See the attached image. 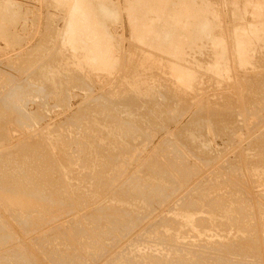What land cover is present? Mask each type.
<instances>
[{"label":"rangeland","instance_id":"1","mask_svg":"<svg viewBox=\"0 0 264 264\" xmlns=\"http://www.w3.org/2000/svg\"><path fill=\"white\" fill-rule=\"evenodd\" d=\"M187 1L88 0L100 8L99 26L88 10V27L73 29L71 0H0V264H264V0H255L257 8L254 0ZM144 23L156 27L152 35ZM237 30L249 38L245 57L237 53ZM97 35L110 46L102 62L88 52ZM234 229L243 233L233 243Z\"/></svg>","mask_w":264,"mask_h":264},{"label":"bare ground","instance_id":"2","mask_svg":"<svg viewBox=\"0 0 264 264\" xmlns=\"http://www.w3.org/2000/svg\"><path fill=\"white\" fill-rule=\"evenodd\" d=\"M86 1H87V3H86ZM146 1H147V0H146ZM151 1H152V0H151ZM188 1H189V0H188ZM188 1H187V2H188ZM192 1H193V0H192ZM244 1H245V0H244ZM247 1H248V0H247ZM256 1H257V0H256ZM89 2H90V1H89ZM93 2H94V1H93ZM156 2H157V1H156ZM156 2H155V4H156ZM196 2H197V1H196ZM202 2H203V1H202ZM236 2H237V1H236ZM249 2L251 3V6H252V5H253V1L251 0V1H249ZM254 2H255V0H254ZM90 3H92V2H90ZM141 3H142V0H141ZM159 3H160V0H159ZM185 3H186V2H185ZM188 3H189V2H188ZM194 3H195V2H194ZM230 3H231V2H230ZM232 3H233V2H232ZM237 3H238V2H237ZM255 3H256V4L253 5L254 7H255L257 4H260L259 1H258V2H255ZM87 4H89V3H88V0H71V6H70V11H69L70 14H71V15L69 14V15H70V16H69V20L72 19V17H73V19H72L73 21L70 20V21H71L70 24L73 22V23H72L73 25L71 24L72 26H70L71 28H72L73 26H75L74 23H76V26H78L79 24L83 23L84 25L86 24L85 26H84L83 24H81L83 27H85V28L88 27V25H89L91 22H90V20L87 21V18H88V17L90 18V15H92L93 13H94L93 15H94L95 17H94L93 15H92V17H94L95 19H94V18H91V19H94V20H95V22L93 21L94 24H95V23H98V22H96V21H97V20H100V19H97V20H96L97 17H96L95 14H98V13H99L100 8H98V7H100V4H99V6H97V8L99 9L98 12H96V10H94V9H91V7L89 6L90 4H89L88 6H87ZM186 4H187V3H186ZM189 4H190V3H189ZM242 4H243V3H242ZM263 4H264V3L261 2V4L258 5V6L262 7V6H264ZM140 5H141V4H140ZM162 5H163V4H161V6H162ZM187 5H188V4H187ZM191 5H192V4H191ZM202 5H203V4H201V6H202ZM232 5H233V4H232ZM92 6H93V5H92ZM105 6H106V5H105ZM105 6L103 7V5H102V6H101V7H103L102 9L105 10ZM143 6H144V5H143ZM159 6H160V5H159ZM196 6H197V5H196ZM198 6H200V5H198ZM83 7H84V9H83ZM85 7H86L87 9H86ZM88 7H89L90 9H88ZM95 7H96V6H95ZM139 7H142V6H139ZM144 7H145V6H144ZM144 7H143V8H144ZM146 7H147V6H146ZM248 7H249V6H248ZM260 7H259V8H260ZM93 8H94V7H93ZM106 8H107V7H106ZM143 8H142V9H143ZM161 8H162V7H161ZM182 8H183V7H182ZM182 8H181V9H182ZM190 8H191V7H190ZM190 8H189V9H190ZM194 8H195V7H194ZM244 8H245V7H244ZM252 8H253V7H252ZM255 8H257V7H255ZM255 8H253V9H255ZM259 8H258V9H259ZM129 9H130V8H129ZM138 9H139V8H138ZM138 9H137V10H138ZM142 9H141V10H142ZM158 9H159V7H158ZM195 9H196V8H195ZM203 9H204V8H203ZM258 9H257V10H258ZM84 10H86V11H84ZM88 10H91V11L94 10L95 12L92 11L93 13L90 14L91 12L89 11V12H90V13H89ZM139 10H140V9H139ZM187 10H188V8H187ZM192 10H193V9H192ZM257 10H254V12H256ZM101 11H102V10H101ZM101 11H100V12H101ZM135 11H136V10H135ZM142 11H143V10H142ZM146 11H147V9H146ZM161 11H162V10H161ZM181 11H182V10H181ZM181 11H180V12H181ZM249 11H250V10H249ZM258 11H260V10H258ZM258 11H257V12H258ZM87 12H88L90 15H88ZM180 12H179V13H180ZM182 12H186V11H182ZM197 12H198V8H197ZM101 13H102V12H101ZM191 13H192V11H191ZM191 13H189V14H191ZM208 13H209V12H208ZM99 14H100V13H99ZM129 14H131V13H129ZM134 14H135V13H134ZM164 14H165V13H164ZM195 14H196V13H195ZM201 14H203V13H201ZM209 14H210V13H209ZM87 15H88V17H87ZM183 15H185V14H183ZM191 15H192V14H191ZM98 16H99V15H98ZM163 16H164V15H163ZM187 16H188V15H187ZM192 16H193V15H192ZM197 16H198V15H197ZM204 16H205V15H204ZM204 16H203V17H204ZM207 16H209V15H207ZM70 17H71V18H70ZM74 17H75V18H74ZM100 17H101V14H100ZM132 17H133V16H132ZM137 17H138V16H137ZM157 17H158V16H157ZM167 17H168V16H167ZM194 17H195V16H194ZM133 18H134V17H133ZM198 18H199V17H198ZM74 19H75V22H74ZM130 19H131V18H130ZM137 19H138V18H137ZM140 19H141V18H140ZM165 19H166V18H165ZM167 19H168V18H167ZM174 19H175V18H174ZM179 19H180V17H179ZM135 20H136V19H135ZM176 20H177V19H176ZM199 20H200V19H199ZM91 21H92V20H91ZM140 21H141V20H140ZM203 21H204V20H203ZM206 21H207V20H206ZM213 21H214V20H213ZM77 22L79 23L78 25H77ZM133 22H134V20H133ZM150 22H151V21H150ZM181 22H182V21H180V23H181ZM192 22H193V21H192ZM197 22H198V21H197ZM255 22H256V21H255ZM159 23H160V22H159ZM194 23H195V22H194ZM208 23H209V22H208ZM211 23H212V22H211ZM258 23H259V22H258ZM70 24L68 23V25H70ZM87 24H88V25H87ZM92 24H93V23H92ZM98 24H100V23H98ZM134 24H135V23H134ZM144 24H145V23H144ZM147 24H148V23H147ZM151 24H152V23H151ZM151 24H150V25H146V24H145L144 27H143V30H142V31H144V33H145V31H146V32H149V33H150V32H153L154 29H155L156 27L152 26ZM188 24H189V23H188ZM199 24H200V22H199ZM202 24H203V23H202ZM256 24H257V23H256ZM95 25H97V24H95ZM95 25H94V26H95ZM204 25H205V24H204ZM258 25H259V24H258ZM76 26H75V27H76ZM82 26H81V27H82ZM94 26H92V29L95 30L96 27L99 26V25H97L95 28H94ZM181 26H182V25H181ZM183 26H184V25H183ZM243 26H244V25H243ZM70 27H69V29H70ZM75 27H73V29H74ZM78 27H79V26H78ZM198 27H199V26H198ZM200 27H201V25H200ZM235 27H236V26H235ZM245 27H246V26H245ZM85 28H84V29H85ZM186 28H188V27H186ZM84 29L82 28V30H84ZM97 29H98V27H97ZM101 29H102V28H101ZM101 29H100V27H99V30H101ZM138 29H139V28H138ZM193 29H194V28H192L191 33L195 35L196 31H198V30H193ZM241 29H242V28H241ZM246 29H247V28H246ZM248 29H249V30H247V32H250V33L254 34V37H255L256 32H258L256 26L248 25ZM102 30H103V29H102ZM66 31H67V30H66ZM77 31H78V30H77ZM176 31H177V30H176ZM178 31H179V30H178ZM189 31H190V30H189ZM207 31H208V30H207ZM237 31H238V33H241V32H239V30H237ZM242 31H243V29H242ZM263 31H264V30H263ZM94 32H96V31H94ZM101 32H102V31H101ZM171 32H172V31H171ZM180 32H181V31H180ZM232 32H233V30H232ZM97 33L99 34L100 32L97 31ZM97 33H96V34H97ZM104 33H105V32H104ZM139 33H140V32H139ZM155 33H157V32H155ZM172 33H173V32H172ZM199 33H200V32H199ZM238 33L236 32V34H237V35H236V36H237V53L240 54L241 57H245V56H246L245 53L248 52V51H246V50H247L246 48H247V44H248V41H249L248 39H249V38H247V37L245 36V35H246L245 32H244L245 35H244L243 33H241V34H243L246 38H245L244 36H239ZM259 33H260V32H259ZM100 34H101V33H100ZM150 34H151V33H150ZM232 34H233V33H232ZM71 35H72V34H71ZM140 35H141V33H140L138 36H140ZM151 35H152V34H151ZM189 35H190V34L188 33V36H189ZM197 35H198V34H197ZM256 35H257V34H256ZM262 35H263V33H262ZM88 36H90V35H88ZM88 36H87V37H88ZM95 36H96V35H95ZM95 36H94V38H96ZM97 36H98V35H97ZM103 36H105V35L103 34ZM138 36H137V37H138ZM148 36H149V35H148ZM175 36H176V34H175ZM192 36H193V35H192ZM192 36H190V37H192ZM199 36H200V35H199ZM199 36H198V37H199ZM251 36H252V35H251ZM257 36H258V35H257ZM260 36H261V33H260ZM260 36H259V37H260ZM263 36H264V35H263ZM99 37H101V35L98 36V39H99V40L93 38L94 43L92 42V41H93L92 39H91V41H90V39H88L90 43H91V42L93 43V46H92V47L90 46V47L88 48V49L90 50V51H88V52H90V55L92 54V55L90 56V58L96 59V58H94V57H98V58L101 60V62H102V61H103L102 57H105V56H106V53H107V51H109L108 49H110V46H109V48H108V47H105V46H107L108 44H107V45H104V43H106V42H104V43L102 42V43H101ZM140 37H141V36H140ZM154 37H155V36H154ZM158 37H159V36H158ZM165 37H166V35H165ZM261 37H262V36H261ZM142 38H145V37H142ZM159 38H160V37H159ZM196 38H197V37H196ZM203 38H204V37H203ZM138 39H139V41L141 40L140 38H138ZM153 39H154V38H153ZM235 39H236V38H235ZM251 39H252V38H251ZM259 39H260V38H258V40H259ZM261 39H262V38H261ZM80 40H81V39H80ZM88 40H87V41H88ZM95 40H96V41H95ZM97 40H98V41H97ZM101 40H102V38H101ZM173 40H174V39H173ZM177 40H178V39H177ZM177 40L175 39V41H177ZM201 40H202V39H201ZM99 41H100V42H99ZM102 41H104V40H102ZM159 41H160V40H159ZM164 41H165V40H164ZM166 41H167V40H166ZM191 41H192V40H191ZM194 41H195V40H194ZM211 41H213V40H211ZM250 41H253V40H250ZM256 41H257V40H256ZM142 42H144V41H142ZM178 42H179V41H178ZM182 42H183V41H182ZM189 42H190V41H189ZM215 42H216V41H215ZM168 43H169V42H168ZM175 43H176V42H175ZM193 43H194V42H193ZM222 43H223V42H222ZM244 43H245V45H244L245 47L243 46ZM250 43H251V42H250ZM254 43H255V42H254ZM161 44H162V43H161ZM173 44H174V42H173ZM211 44H212V43H211ZM251 44H253V43H251ZM255 44H256V43H255ZM88 45H89V44H88ZM166 45H168V44L166 43ZM170 45H171V44H170ZM170 45H169V46H170ZM185 45H188V44H185ZM248 45H249V44H248ZM160 46H162V45H160ZM178 46H179V45H178ZM188 46H189V45H188ZM254 46H256V45H254ZM260 46H262V45L260 44ZM156 47H158V46L156 45ZM174 47H175V46H174ZM249 47H250V46H249ZM107 48H108V49H107ZM158 48H159V47H158ZM160 48H161V47H160ZM166 48H167V47H166ZM171 48H172V47H171ZM180 48H182V47L180 46ZM210 48H211V47H210ZM258 48H259V47H258ZM262 48H263V47H262ZM262 48H261V49H262ZM164 49H165V48H164ZM249 49H250V48H249ZM84 50L87 52V48H84ZM184 50H185V49H184ZM253 50H254V49H253ZM163 51H165V50H163ZM210 51H211V50H210ZM212 51H213V50H212ZM186 52H187V51H186ZM254 52H255V51H254ZM237 53H236V54H237ZM86 54H88V53H86ZM180 54H181V53H180ZM247 54H248V53H247ZM252 55H253V54H252ZM252 55H251V57H252ZM257 55H258V54H257ZM259 55H260V54H259ZM259 55H258V56H259ZM213 56H214V55H213ZM237 56H238V55H237ZM248 56H249V55H248ZM262 56H263V55H262ZM87 57H88V55H87ZM107 57H108V56H107ZM109 57H110V56H109ZM195 58H196V57H195ZM219 58H220V57H219ZM249 58H250V57H249ZM254 58H256V56H254ZM193 59H194V58H193ZM209 59H210V58H209ZM236 59H237V58H236ZM239 59H240V58H239ZM259 59H260V58H259ZM100 60L98 61L99 63H100ZM104 60H105V58H104ZM161 60H162V59H161ZM216 60H217V59H216ZM246 60H247V59H246ZM248 60H250V59H248ZM251 60H253V59H251ZM162 61H163V60H162ZM162 61H161V62H162ZM190 61H191V60H190ZM192 61H193V60H192ZM254 61H255V60H254ZM257 61H258V60H257ZM166 62H167V61H166ZM188 62H189V61H188ZM219 62H220V61H219ZM248 62H249V61H248ZM255 62H256V61H255ZM258 62H259V61H258ZM163 63H164V62H163ZM243 63H244V61H243ZM260 63H262V62H260ZM251 64H253V63H251ZM176 65H178V64L176 63ZM202 65H203V64H202ZM206 65H207V64H206ZM209 65H210V64H209ZM259 65H260V64H259ZM45 66H46V65H45ZM163 66H166V65H163ZM180 66H181V65H180ZM184 66H185V65H184ZM213 66H214V65H213ZM185 67H186V66H185ZM216 67H217V66H216ZM47 68H48V67H47ZM173 68H174V67H173ZM176 68H177V67H176ZM183 68H184V67H182V70H184ZM165 70H166V69H165ZM177 70H178V68H177ZM186 70H188V68H187ZM190 70H191V68H190ZM195 70H196V69H195ZM198 70H200V69H198ZM177 72H178V71H177ZM179 72H180V71H179ZM188 72H189V71H188ZM182 73H185V71H184V72H181V74H182ZM168 74H169V73H168ZM177 75H178V74H177ZM189 75H191V74H189ZM197 75H198V74H197ZM204 75H205V73H204ZM169 76H170V75H169ZM201 76H202V75H201ZM187 77H188V76H187ZM62 78H63V77H62ZM168 78H170V77H168ZM172 78H173V77H172ZM67 79H68V78H67ZM70 79H71V78H70ZM77 79H78V78H77ZM182 79H183V78H182ZM182 79H181V80H182ZM184 79H185V78H184ZM188 79H189V78H188ZM260 79H262V77H261ZM57 80H58V79H57ZM168 80H169V79H168ZM178 80H179V79H178ZM181 80H179V81H181ZM245 80H247V79L245 78ZM182 81H183V80H182ZM187 81H188V80H187ZM263 81H264V79H263ZM263 81H262V82H263ZM172 82H173V80H172ZM172 82H171V83H172ZM176 82H178V81H176ZM190 82H191V81H190ZM262 82H259V83H262ZM64 83H65V82H64ZM70 83H71V82H70ZM257 83H258V82H257ZM47 84H48V83H47ZM52 84H53V83H52ZM54 84H55V83H54ZM68 84H69V83H68ZM168 84H169V83H168ZM182 84H183V83H182ZM185 84H186V83H185ZM255 84H256V83H255ZM188 85H189V84H188ZM263 85H264V84H263ZM46 86H48V85H46ZM179 86H180V85H179ZM190 86H191V85H190ZM261 86H262V85H261ZM48 87H49V86H48ZM57 87H58V86H57ZM259 87H260V85H259ZM44 88H45V87H44ZM64 88H66V87H64ZM183 88H184V87H183ZM255 88H256V87H255ZM48 89H49V88H48ZM191 89H192V88H191ZM257 89H258V87H257ZM50 90L52 91V89H50ZM189 90H190V89H189ZM253 90H254V87H253ZM258 90H259V89H258ZM260 90H262V88H261ZM41 91H42V90H41ZM46 91H47V90H46ZM61 91H63V90H61ZM180 91L185 92L184 90H180ZM53 92L55 93L56 91H53ZM256 92H257V91H256ZM172 93H173V92H172ZM185 93H186V92H185ZM187 93H188V92H187ZM189 93H190V92H189ZM257 93H258V92H257ZM205 94H206V93H205ZM261 94H262V93H261ZM256 95H257V94H256ZM252 96H253V95H252ZM24 97H25V96H24ZM213 97H214V96H213ZM255 97H256V96H255ZM258 97H259V96H258ZM60 98H61V97H60ZM250 98H251V97H249V99H250ZM249 99H247V100H249ZM251 99H252V98H251ZM60 100H61V99H60ZM62 100H63V99H62ZM191 100H192V99H191ZM197 102H198V101H197ZM212 103H213V102H212ZM227 103H228V102H227ZM227 103H226V104H227ZM167 104H168V103H167ZM214 104H215V103H214ZM218 104H219V103H218ZM218 104H217V105H218ZM157 105H158V104H157ZM168 105H169V104H168ZM195 105H196V104H195ZM39 106H40V105H39ZM95 106H96V105H95ZM185 106H186V105H185ZM212 106H214V105H212ZM228 107H229V106H228ZM97 108H98V107H97ZM213 108H214V107H213ZM220 108H221V107H220ZM163 109H164V108H163ZM160 110H161V109H160ZM210 110H212V109H210ZM210 110H209V111H210ZM215 110H216V109H215ZM220 110H221V109H220ZM220 110H219V113H220ZM223 110H224V108H223ZM226 110H227V109H226ZM229 110H230V109H229ZM105 111H106V110H105ZM108 111H109V110H108ZM161 111H162V110H161ZM165 111H166V110H165ZM216 111H217V110H216ZM221 111H222V110H221ZM224 111H225V110H224ZM130 112H131V111H130ZM37 113H38V112H37ZM120 113H121V111H120ZM150 113H151V112H150ZM158 113H159V112H158ZM163 113H164V112H163ZM198 113H199V112H198ZM231 113H232V112H231ZM132 114H133V113H132ZM141 114H142V113H141ZM210 114H211V112H210ZM215 114H216V112H215ZM227 114H228V113H227ZM229 114H230V113H229ZM229 114H228V115H229ZM35 115H36V113H35ZM156 115H157V114H156ZM213 115H214V114H213ZM216 115H217V114H216ZM216 115H215V116H216ZM218 115H219V114H218ZM220 115H221V114H220ZM85 116H86V115H85ZM131 116H132V115H131ZM146 116H148V115H146ZM157 116H158V115H157ZM159 116H160V115H159ZM165 116H166V115H165ZM165 116H164V118L168 117V116H166V117H165ZM209 116H210V115H209ZM224 116H225V115H224ZM231 116H232V114H231ZM132 117H133V116H132ZM153 117H154V116H153ZM210 117H211V116H210ZM219 117H220V116H219ZM31 118H32V117H31ZM93 118H94V117H93ZM115 118H116V117H115ZM120 118H121V117H120ZM142 118H143V117H142ZM146 118H147V117H146ZM203 118H204V117H203ZM211 118H213V117H211ZM223 118H224V117H223ZM230 118H232V117H230ZM79 119H80V118H79ZM94 119H95V118H94ZM168 119H169V118H167L166 120H168ZM195 119H196V118H195ZM152 120H153V119H152ZM157 120H158V119H157ZM157 120H156V121H157ZM199 120H200V119H199ZM201 120H202V118H201ZM201 120L199 121V123L201 122ZM206 120H207V119H206ZM209 120H211V119H209ZM213 120H215V119H213ZM222 120H223V119H222ZM229 120H230V119H229ZM229 120H228V122H230ZM232 120H233V119H232ZM83 121H84V120H83ZM113 121H114V120H113ZM147 121H148V120H147ZM207 121H208V120H207ZM224 121H225V120H224ZM226 121H227V118H226ZM157 122H158V121H157ZM165 122H166V121H165ZM210 122H211V121H210ZM210 122H209V123H210ZM212 122H213V121H212ZM215 122H216V121H215ZM215 122H214V124H216ZM218 122H219V121L217 120V123H218ZM220 122H221V121H220ZM84 123H85V122H84ZM192 123H193V122H192ZM196 123H197V122H196ZM199 123H198V124H199ZM204 123H205V122H204ZM207 123H208V122H207ZM225 123H226V122H225ZM225 123H224V124H225ZM232 123H233V122H232ZM93 124H94V123H93ZM110 124H113V123H110ZM110 124H109V125H110ZM114 124H115V123H114ZM159 124H160V123H159ZM202 124H203V123H202ZM221 124H222V123H221ZM90 125H91V124H90ZM123 125H124V124H123ZM140 125H141V124H140ZM203 125H204V124H203ZM218 125H219V124H218ZM238 125H239V124H238ZM115 126H116V125H115ZM138 126H139V125H138ZM193 126H194V125H193ZM199 126H200V125H199ZM219 126H220V125H219ZM222 126H223V125H221V127H222ZM113 127H114V126H113ZM113 127H112V128H113ZM195 127H196V126H195ZM200 127H201V126H200ZM221 127H220V128H221ZM2 128H3V127H2ZM91 128H92V127H91ZM109 128H110V127H109ZM117 128H118V127H117ZM142 128H143V127H142ZM193 128H194V127H193ZM204 128H205V127H204ZM217 128H218V127H217ZM217 128H215V129H217ZM220 128H218V129H220ZM225 128H226V127H225ZM144 129H145V128H144ZM147 129H148V128H147ZM190 129H191V128H190ZM194 129H195V131H196V129H198V128H194ZM209 129H210V128H209ZM89 130H90V129H89ZM118 130H119V129H117V131H118ZM150 130H151V129H150ZM183 130H184V129H183ZM186 130H187V129H186ZM221 130H222V129H221ZM225 130H226V129H225ZM230 130H231V129H230ZM233 130H234V129H233ZM175 131H176V130H175ZM200 131H201V130H200ZM200 131H197V132H200ZM203 131H205V130H203ZM218 131H219V130H218ZM1 132H2V131H1ZM3 132H4V131H3ZM127 132H128V131H127ZM133 132H134V131H133ZM177 132H178V131H177ZM185 132H186V131H185ZM201 132H202V131H201ZM212 132H213V131H212ZM230 132H232V131H230ZM117 133H118V132H117ZM186 133H187V132H186ZM193 133H194V132H193ZM204 133H205V132H204ZM216 133H217V132H216ZM220 133H221V132H220ZM226 133H227V132H226ZM228 133H229V132H228ZM232 133H233V132H232ZM115 134H116V133H115ZM171 134H172V133H171ZM174 134H175V133H174ZM195 134H196V133H194V135H195ZM238 134H239V132H238ZM5 135H6V133H5ZM202 135H203V134H202ZM219 135H220V134H219ZM223 135H224V134H223ZM235 135H236V134H235ZM239 135H240V134H239ZM177 136H178V135H177ZM182 136H183V135H182ZM196 136H197V135H196ZM196 136H195V137H196ZM225 136H227V135H225ZM259 136H260V135H259ZM184 137H185V135H184ZM192 137H193V136H192ZM198 137H199V136H198ZM202 137H203V136H202ZM202 137H201V138H202ZM117 138H118V137H117ZM117 138H116V140L118 141ZM199 138H200V137H199ZM199 138H198V139H199ZM204 138H206V137H204ZM9 139H10V138H9ZM126 139H127V138H126ZM126 139H124V140L126 141ZM163 139H165V138H163ZM182 139H183V138H182ZM185 139H186V138H185ZM187 139H188V137H187ZM229 139H230V138H229ZM88 140H89V139H88ZM101 140H102V139H101ZM189 140H190V139H189ZM192 140H193V139H192ZM204 140H205V139H204ZM255 140H256V139H255ZM260 140H262V138H261ZM263 140H264V139H263ZM187 141H188V140H187ZM247 141H249V140H247ZM252 141H253V140H252ZM82 142H83V141H82ZM87 142H88V141H87ZM165 142H166V141H165ZM182 142H183V141H182ZM188 142H189V141H188ZM230 142H231V141H230ZM254 142H255V141H254ZM126 143H127V142H126ZM185 143H186V142H185ZM194 143H197V142H194ZM120 144H121V143H120ZM182 144H183V143H182ZM187 144H188V143H187ZM187 144H184V145H187ZM253 144H254V143H253ZM259 144H260V143H259ZM117 145H118V144H117ZM196 145H197V144H196ZM198 145H199V144H198ZM52 146H53V145H52ZM89 146H90V145H89ZM89 146H88V147H89ZM122 146H123V144H122ZM189 146H191V145H189ZM193 146H195V145L193 144ZM253 146H254V145H253ZM258 146H260V145H258ZM263 146H264V145H263ZM46 147H47V146H46ZM60 147H61V146H60ZM127 147H128V146H127ZM157 147H158V146H157ZM187 147H188V146H187ZM57 148H58V147H57ZM120 148H121V147H120ZM123 148H124V147H123ZM195 148H196V147H195ZM256 148H257V147H256ZM46 149H48V148H46ZM63 149H64V148H63ZM94 149H95V148H94ZM198 149H199V148H198ZM201 149H202V148H201ZM204 149H205V148H204ZM251 149H252V148H251ZM259 149H260V147H259ZM27 150H29V149H27ZM36 150H37V149H36ZM50 150H51V149H50ZM58 150H59V149H58ZM83 150H84V149H83ZM117 150H118V149H117ZM124 150H125V149H124ZM132 150H133V149H132ZM193 150H194V149H193ZM48 151H49V150H48ZM51 151H52V150H51ZM119 151H120V150H119ZM198 151H199V150H198ZM35 152H36V151H35ZM41 152H42V150H41ZM59 152H60V151H59ZM107 152H108V151H107ZM114 152H115V151H114ZM122 152H123V151H122ZM124 152H125V151H124ZM128 152H129V151H128ZM131 152H132V151H131ZM203 152H204V151H203ZM206 152H207V151H206ZM250 152H252V151H250ZM61 153H62V152H61ZM96 153H97V151H96ZM117 153H118V152H117ZM235 153H236V152H235ZM252 153H253V152H252ZM32 154H33V155H36V154H37L36 156L39 155V153L34 154L33 152H32ZM49 154H51V153H49ZM78 154H79V153H78ZM199 154H200V152H199ZM202 154H203V153H202ZM204 154H205V153H204ZM253 154H254V153H253ZM257 154H258V153H257ZM261 154H262V153H261ZM33 155H30V157H34ZM43 155H44V153H43ZM46 155H47V154H46ZM91 155H92V154H91ZM200 155H201V154H200ZM215 155H216V154H215ZM259 155H260V154H259ZM262 155H263V154H262ZM262 155H261V156H262ZM47 156H48V155H47ZM55 156H56V155H55ZM62 156H63V155H62ZM64 156H65V155H64ZM97 156H98V155H97ZM202 156H203V155H202ZM205 156H206V155H205ZM207 156L210 157L209 155H207ZM207 156H206V157H207ZM252 156H253V155H252ZM257 156H258V155H257ZM48 157H49V156H48ZM215 157H216V156H215ZM258 157H259V156H258ZM11 158H12V157H11ZM35 158H36V157H35ZM60 158H61V156H60ZM71 158H72V157H71ZM100 158H101V157H100ZM105 158H106V157H105ZM107 158H108V157H107ZM259 158H260V157H259ZM24 159H25V158H24ZM29 159H30V158H29ZM95 159H96V158H95ZM203 159H204V158H203ZM227 159H228V158H227ZM227 159H226V160H227ZM247 159H248V158H247ZM251 159H252V158H251ZM260 159H261V158H260ZM262 159H263V158H262ZM16 160L18 161V159H16ZM32 160H33V159H32ZM53 160H54V159H53ZM90 160H91V159H90ZM96 160H97V159H96ZM96 160H95V161H96ZM221 160H222V159H221ZM249 160H250V159H249ZM256 160L259 162V160H258L257 158H256ZM48 161H50V160H48ZM55 161H56V160H55ZM61 161H62V160H61ZM108 161H109V160H108ZM110 161H111V160H110ZM250 161H251V160H250ZM254 161H255V160H254ZM257 161H256V162H257ZM11 162H12V161H11ZM14 162H15V161H14ZM69 162H70V161H69ZM76 162H77V161H76ZM76 162H75V163H76ZM102 162H103V161H102ZM111 162H112V161H111ZM184 162H185V161H184ZM252 162H253V161H252ZM252 162H251V163H252ZM32 163H33V162H32ZM54 163H55V162H54ZM64 163H65V162H64ZM79 163H80V162H79ZM81 163H82V162H81ZM48 164H49V163H48ZM48 164H47V165H48ZM52 164H53V163H52ZM67 164H68V163H67ZM85 164H86V163H85ZM107 164H108V163H107ZM109 164H110V163H109ZM182 164H183V163H182ZM254 164H255V163H254ZM55 165H56V164H55ZM63 165H64V164H63ZM68 165H69V164H68ZM96 165H97V164H96ZM148 165H149V164H148ZM154 165H156V164H154ZM218 165H219V164H218ZM256 165H257V164H256ZM263 165H264V164H263ZM22 166H23V164H22ZM48 166H50V165H48ZM61 166H62V165H61ZM79 166H80V165H79ZM83 166H84V165H83ZM141 166H142V165H141ZM190 166H191V165H190ZM216 166H217V165H216ZM245 166H246V165H245ZM57 167H58V165L56 166V168H57ZM64 167H66V166H64ZM67 167H68V166H67ZM74 167H75V166H74ZM100 167H101V166H100ZM104 167H105V166H104ZM110 167H111V166H110ZM148 167H149V166H148ZM156 167H157V165H156ZM181 167H183V165H182ZM14 168H15V167H14ZM28 168H29V166H28ZM28 168H27V169H28ZM36 168H38V167H36ZM39 168H40V167H39ZM42 168H43V167H42ZM52 168H53V167H52ZM62 168H63V167H62ZM69 168H70V165H69ZM81 168H82V167H81ZM116 168H117V167H116ZM145 168H146V167H145ZM153 168H154V167H153ZM164 168H165V167H164ZM167 168H168V166H167ZM172 168H173V167H172ZM0 169H1V168H0ZM58 169H59V168H58ZM65 169H66V168H65ZM87 169H88V168H87ZM93 169H95V168H93ZM98 169H99V168H98ZM103 169H104V168H103ZM113 169H114V168H113ZM113 169H112V170H113ZM160 169H161V168H160ZM182 169H183V168H182ZM23 170H24V169H23ZM25 170H26V169H25ZM47 170H48V169H47ZM53 170H54V169H53ZM61 170H62V169H61ZM83 170H84V169H83ZM91 170H92V169H91ZM175 170H176V169H175ZM177 170H179V169H177ZM184 170H185V169H184ZM190 170H191V169H190ZM263 170H264V168H263ZM4 171H5V170H4ZM4 171L2 170V172H4ZM30 171H31V170H30ZM38 171H39V170H38ZM43 171H44V170L42 169V171L39 172V173H42ZM69 171H72V169H70ZM78 171H79V170H78ZM99 171H100V170H99ZM101 171H102V170H101ZM115 171H117V170H115ZM150 171H151V170H150ZM158 171H160V170H158ZM180 171H182V170H180ZM180 171H178V172H180ZM192 171H193V170H192ZM197 171H198V170H197ZM260 171H261V170H260ZM14 172H15V171H14ZM31 172H32V171H31ZM51 172H52V171H51ZM51 172H50V173H51ZM65 172H66V171H65ZM67 172H68V169H67ZM80 172H81V171H80ZM142 172H143V171H142ZM163 172H164V169H163ZM166 172H167V171H166ZM171 172H172V171H171ZM207 172H208V171H207ZM27 173H28V172H27ZM34 173H36V172H34ZM50 173H49V175H50ZM105 173H106V172H105ZM112 173H113V172H112ZM161 173H162V172H161ZM168 173H169V172H168ZM190 173H191V172H190ZM194 173H195V171H194ZM194 173H193V174H194ZM252 173H253V172H252ZM261 173H262V172H261ZM263 173H264V172H263ZM263 173H262V174H263ZM0 174H2V173H0ZM10 174H11V173H10ZM14 174H15V173H14ZM31 174H32V173H31ZM37 174H38V173H37ZM94 174H95V173H94ZM110 174H111V173H110ZM121 174H122V173H121ZM141 174H142V173H141ZM157 174H158V173H157ZM164 174H165V173H164ZM169 174H170V173H169ZM182 174H185V175H186V173H183V172H182ZM8 175H9V174H8ZM15 175H16V174H15ZM32 175H33V174H32ZM32 175H31V176H32ZM49 175H48V176H49ZM68 175H69V174H68ZM70 175H71V174H70ZM77 175H78V174H77ZM83 175H84V174H83ZM98 175H99V174H98ZM102 175H104V174H102ZM137 175H138V174H137ZM149 175H150V174H149ZM155 175H156V174H155ZM159 175H160V174H159ZM161 175H163V174H161ZM172 175H174V174H172ZM9 176H11V175H9ZM21 176H22V175H21ZM27 176H28V175H27ZM48 176H47V177H48ZM73 176H74V174H73ZM100 176H101V175H100ZM133 176H134V175H133ZM186 176H187V175H186ZM258 176H259V175H258ZM262 176H263V175H262ZM0 177H1V176H0ZM2 177H3V176H2ZM12 177H13V176H12ZM17 177H18V176H16V178H17ZM23 177H25V176H23ZM33 177H34V176H33ZM37 177H38V176H37ZM42 177H44V175H42ZM60 177H62V176L60 175ZM67 177H68V176H67ZM85 177H86V176H85ZM111 177H112V175H111ZM111 177H110V178H111ZM150 177H151V176H150ZM153 177H155V176H153ZM180 177H181V176H180ZM204 177H205V176H204ZM251 177H252V176H251ZM259 177H260V176H259ZM19 178H20V177H19ZM30 178H31V177H30ZM71 178H72V177H71ZM89 178H90V177H89ZM143 178H144V177H143ZM162 178H163V177H162ZM178 178H179V176H178ZM178 178H177V179H178ZM196 178H197V177H196ZM205 178H206V177H205ZM256 178H257V179H260V178H258V177H256ZM3 179H4V178H3ZM33 179H34V178H33ZM36 179H38V178H36ZM46 179H47V178H46ZM84 179H85V178H84ZM97 179H98V178H97ZM145 179H146V178H145ZM152 179H153V178H152ZM172 179H173V178H172ZM175 179H176V177H175ZM185 179H186V178H185ZM207 179H208V178H207ZM26 180H27V179H26ZM29 180H30V179H29ZM39 180H40V182L42 183V181L45 180V179H44V178L42 179V178L39 177ZM39 180H37V181L39 182ZM67 180H68V179H67ZM77 180H78V179H77ZM77 180H76V181H77ZM87 180H88V179H87ZM111 180H112V179H111ZM168 180H169V179H168ZM182 180H183V179H182ZM188 180H189V179H188ZM194 180H195V179H194ZM6 181H7V180H6ZM13 181H14V180H13ZM13 181H12V182H13ZM15 181L17 182L18 180H15ZM20 181H21V180H20ZM20 181H19V182H20ZM22 181H23V180H22ZM22 181H21V182H22ZM24 181H25V180H24ZM31 181H32V180H31ZM37 181L35 180V182H37ZM126 181H127V180H126ZM152 181H154V180H152ZM162 181H163V179H162ZM261 181H262V178H261ZM19 182H18V183H19ZM25 182H26V181H25ZM27 182H28V181H27ZM35 182L33 183V185L35 184ZM43 182H44V181H43ZM52 182H53V181H52ZM59 182H60V181H59ZM63 182H64V181H63ZM111 182H112V181H111ZM127 182H128V181H127ZM146 182H147V180H146ZM159 182H160V181H159ZM197 182H198V181H197ZM258 182H260V181H258ZM23 183H24V182H23ZM28 183H29V182H28ZM73 183H74V182H73ZM78 183H79V182H78ZM82 183H83V182H82ZM100 183H101V182H100ZM141 183H144V182H141ZM151 183H152V182H151ZM153 183H154V182H153ZM162 183H163V182H162ZM162 183H161V184H162ZM164 183H165V182H164ZM166 183H167V182H166ZM166 183H165V184H166ZM179 183H181V182H179ZM8 184H9V183H8ZM12 184H13V183H12ZM12 184H11V185H12ZM21 184H22V183H21ZM37 184L39 185L40 183H37ZM45 184H46V183H45ZM45 184H43V185H45ZM53 184H54V183H53ZM69 184H70V183H69ZM69 184H66V185H69ZM98 184H99V183H98ZM110 184H111V183H110ZM177 184H178V183H177ZM191 184H192V183H191ZM194 184H196V182H195ZM208 184H209V183H208ZM256 184H257V183H256ZM0 185H1V184H0ZM25 185H27V184H25ZM28 185H29V186H28ZM28 185H27V187L30 188V186L32 185V183H31V185H30V183H29ZM40 185H41V184H40ZM40 185H39V186H40ZM56 185H57V184H56ZM95 185H96V184H95ZM154 185H155V183H154ZM156 185H157V184H156ZM213 185H214V184H213ZM5 186H6V185H5ZM7 186H8V185H7ZM21 186H22V185H21ZM23 186H24V184H23ZM34 186H35V185H34ZM34 186H31V188L34 187ZM36 186H37V185H36ZM46 186H47V184H46ZM84 186H85V185H82L83 188H81V186H80L79 188H81V189L84 190ZM141 186H142V185H141ZM148 186H149V185H148ZM164 186H165V185H164ZM217 186H218V185H217ZM10 187H11V186H10ZM18 187H19V184H18ZM25 187H26V186H25ZM40 187H41V186H40ZM59 187H60V185H59ZM122 187H123V186H122ZM143 187H144V186H143ZM158 187H159V186H158ZM0 188H1V187H0ZM5 188H6V187H5ZM13 188H14V187H13ZM13 188L11 189L12 191H13ZM20 188H21V187H20ZM31 188H30V189H31ZM34 188H35V187H34ZM41 188H42V187H41ZM45 188H46V187H45ZM88 188H89V187H88ZM99 188H100V187H99ZM103 188H104V187H103ZM105 188H106V187H105ZM107 188H108V187H107ZM128 188H129V187H128ZM160 188H162V187H160ZM169 188H170V186H169ZM173 188H174V187H173ZM178 188H179V187H178ZM189 188H190V187H189ZM200 188H201V187H200ZM217 188H218V187H217ZM21 189H22V188H21ZM24 189H25V188H24ZM27 189H28V188H27ZM30 189H28V190H30ZM46 189H47V188H46ZM51 189H52V188H51ZM55 189H56V188H55ZM86 189H87V188H86ZM100 189H102V188H100ZM123 189H125V188H123ZM184 189H185V188H184ZM0 190H1V189H0ZM11 190H9V193H10ZM16 190H17V189H16ZM28 190H27V191H28ZM68 190H69V189H68ZM91 190H92V189H91ZM95 190H96V189H95ZM129 190H130V189H129ZM134 190H135V189H134ZM136 190H137V189H136ZM160 190H161V189H160ZM201 190H202V189H201ZM218 190H219V189H218ZM2 191H4V189H3ZM12 191H11V193H14V192H12ZM20 191H21V190H20ZM25 191H26V190H25ZM41 191H42V190H41ZM48 191H49V189H48ZM51 191L53 192V190H51ZM56 191H57V190H56ZM124 191H127V189L124 190ZM138 191H139V190H138ZM161 191H162V190H161ZM198 191H199V190H198ZM216 191H217V190H216ZM4 192H5V191H4ZM6 192H7V191H6ZM15 192H16V191H15ZM18 192H19V190H18ZM32 192H33V191H32ZM32 192H31V193H32ZM59 192H61V191H59ZM91 192H92V191H91ZM91 192H90V193H91ZM95 192H97V191H95ZM116 192H117V191H116ZM121 192H122V191H121ZM141 192H142V193H141ZM145 192H146V191H145ZM147 192H148V191H147ZM156 192H157V191H156ZM189 192H190V191H189ZM19 193H21V192H19ZM26 193H27V192H26ZM34 193H35V192H34ZM48 193H49V192H48ZM48 193H47V194H48ZM55 193H56V192H54V194H55ZM114 193H115V192H114ZM129 193H130V192H129ZM140 193H141V195H142V194H143V190H141ZM160 193H161V192H160ZM160 193H159V194H160ZM195 193H196V192H195ZM202 193H203V192H202ZM205 193H207V192H205ZM212 193H213V192H212ZM216 193H217V192H216ZM7 194H8V193H7ZM21 194H22V193H21ZM38 194H40V193H38ZM41 194H42V193H41ZM43 194H44V193H43ZM56 194H57V193H56ZM61 194H62V193H61ZM70 194H71V193H70ZM74 194L76 195L75 192H74ZM80 194H81V193H80ZM115 194H116V193H115ZM117 194H118V192H117ZM127 194H128V193H127ZM131 194H132V193H131ZM146 194H147V193H146ZM149 194H150V193H149ZM196 194H198V193H196ZM219 194H220V193H219ZM2 195H3V194H2ZM4 195H6V194L4 193ZM10 195H11V194H10ZM12 195H14V194H12ZM18 195H20V194H18ZM18 195H17V196H18ZM24 195H26V194H23V196H24ZM27 195H29V192H28ZM33 195H34V194H33ZM44 195H46V194H44ZM138 195H139V193H138ZM168 195H169V194H168ZM222 195H223V194H222ZM225 195H226V194H225ZM30 196H32V195H30ZM34 196L37 197V196H42V195H36V194H35ZM46 196H48V195H46ZM52 196H53V193H52ZM56 196H58V195H56ZM56 196H55V197H56ZM61 196H62V195H61ZM112 196H113V195H112ZM112 196H111V197H112ZM123 196H124V195H123ZM144 196H146V195H144ZM147 196H149V195H147ZM160 196H161V195H160ZM1 197H2V196H1ZM4 197L6 198L7 196H4ZM4 197H3V198H4ZM36 197L33 198V199L37 200ZM49 197H50V196H49ZM58 197H59V196H58ZM69 197H70V196H69ZM98 197H99V196H98ZM120 197H122V196H120ZM136 197H137V196H136ZM165 197H166V196H165ZM177 197H178V196H177ZM201 197H202V196H201ZM15 198H16V196H15ZM24 198H25V197H24ZM28 198H29V197H28ZM59 198H60V197H59ZM66 198H67V197H66ZM108 198L110 199V197H108ZM117 198H118V196H117ZM137 198H138V197H137ZM137 198H135V199H137ZM142 198H143V197H142ZM147 198H148V197H147ZM147 198H145V199H147ZM168 198H169V197H168ZM223 198H224V197H223ZM229 198H230V197H229ZM19 199H20V198H19ZM26 199H27V198H26ZM31 199H32V197H31ZM61 199H63V197L60 198L59 201H62ZM115 199H116V198H115ZM118 199H119V198H118ZM122 199H123V198H122ZM127 199H128V197H127ZM130 199H132V197H131ZM133 199H134V198H133ZM138 199H140V198H138ZM176 199H177V198H176ZM182 199H183V198H182ZM16 200H18V199H16ZM40 200H42V199H39V201H40ZM44 200H45V199H43V201H44ZM49 200H50V199H49ZM53 200H54V199H53ZM110 200H111V199H110ZM110 200H109V201H110ZM112 200H113V198H112ZM119 200H120V199H119ZM147 200H148V199H147ZM25 201H27V200H25ZM71 201H72V200H71ZM106 201H108V200H106ZM113 201L115 202V200H113ZM127 201H128V200H127ZM127 201H126V202H127ZM138 201H139V200H138ZM156 201H157V200H156ZM165 201H166V200H165ZM173 201H174V200H173ZM217 201H220V200H217ZM5 202H6V201H5ZM33 202H34V201H33ZM40 202H41V201H40ZM51 202H52V201H51ZM51 202H50V204H51ZM63 202H64V201H63ZM74 202H76V201H74ZM110 202H111V201H110ZM114 202H113V203H114ZM126 202L124 201V203H126ZM136 202H137V201H136ZM139 202L141 203V204H139V206L142 207L143 200H142V202H141V201H139ZM184 202H185V201H184ZM184 202H183V203H184ZM237 202H238V201H237ZM6 203H7V202H6ZM12 203H14V201H13ZM48 203H49V202H48ZM52 203H53V202H52ZM58 203H59V202H58ZM116 203H118V204L120 203V204H121L122 202H121V201H120V202H119V201L117 202V200H116ZM124 203H123V205H124ZM130 203H131V202H130ZM130 203H129V201H128V204H129V205H128V204L125 205V207L127 206L126 209L131 207ZM134 203H135V202H134ZM137 203H138V202H137ZM148 203H149V202H148ZM162 203H165V202H162ZM232 203H233V202H232ZM44 204H45V203H44ZM50 204H49V205H50ZM59 204H60V203H59ZM71 204H72V203H71ZM114 204H115V203H114ZM120 204L118 205V208L120 207ZM131 204H132V203H131ZM144 204H145V203H143V206H145ZM180 204H181V203H180ZM186 204H187V203H186ZM198 204H199V203H198ZM198 204H196V205H198ZM212 204H213V203H212ZM212 204H211V205H212ZM217 204H218V203H217ZM13 205H14V204H13ZM38 205H39V204H38ZM46 205H47V204H46ZM55 205H56V204H55ZM72 205H74V204H72ZM116 205H117V204H116ZM121 205H122V204H121ZM132 205H134V204H132ZM152 205H153V204H152ZM194 205H195V204H194ZM50 206H54V205H50ZM63 206H64V205H62V207H63ZM67 206H68V205H67ZM135 206H136L135 209L137 210V206H138V205L136 204ZM159 206H160V205H159ZM187 206H188V204H187ZM191 206H193V205L191 204ZM221 206H222V205H221ZM224 206H225V204H224ZM28 207H29V206H28ZM74 207H75V206H74ZM76 207H77V206H76ZM90 207H91V206H90ZM109 207H110V206H109ZM125 207H123V208H125ZM199 207H200V206H199ZM14 208H15V207H14ZM29 208H30V207H29ZM34 208H35V207H34ZM36 208H37V207H36ZM36 208H35V209H36ZM45 208H46V207H45ZM56 208H57V207H56ZM87 208H88V207H87ZM110 208H111V207H110ZM115 208H116V207H115ZM115 208H114V210H116ZM132 208H133V207H132ZM132 208H130V209H132ZM142 208H143V207H142ZM171 208H172V207H171ZM179 208H180V207H179ZM184 208H185V207H184ZM192 208H193V207H192ZM195 208H196V207H195ZM25 209H26V208H25ZM30 209H31V208H30ZM48 209H49V208H48ZM54 209H55V208H53V210H54ZM80 209H81V208H80ZM94 209H95V208H94ZM96 209H97V207H96ZM112 209H113V208H112ZM138 209H139V207H138ZM148 209H149V208H148ZM148 209H147V210H148ZM154 209H155V208H154ZM160 209H161V208H160ZM176 209H177V208H176ZM176 209H175V211L178 210V209H177V210H176ZM222 209H224V207H223ZM227 209H228V208H227ZM12 210H13V209H12ZM139 210H140V209H139ZM142 210H144V209H142ZM195 210H196V209H195ZM199 210H200V209H199ZM202 210H204V209H202ZM205 210H206V209H205ZM230 210H231V209H230ZM56 211H57V210H56ZM69 211H70V210H69ZM75 211H76V210H75ZM117 211H118V210H117ZM119 211H120V209H119ZM126 211H127V210H126ZM140 211H141V210H140ZM150 211H151V210H150ZM161 211H162V210H161ZM217 211H218V210H217ZM219 211L221 212L222 210H219ZM224 211H225V210H224ZM224 211H223V212H224ZM226 211H227V210H226ZM51 212H52V211H51ZM59 212H60V211H59ZM61 212H62V210H61ZM61 212H60V213H61ZM72 212H73V211H72ZM90 212H91V210H90ZM112 212H113V210H112ZM124 212H125V211H124ZM137 212H138V211H137ZM141 212H142V211H141ZM146 212H147V211H146ZM167 212H168V211H167ZM181 212H182V210H181ZM202 212H203V211H202ZM214 212H216V211L214 210ZM231 212H232V211H231ZM233 212H235V211H233ZM23 213H24V211H23ZM35 213H36V212H35ZM35 213H34V214H35ZM63 213H64V211H63ZM77 213H78V212H77ZM82 213H83V211H82ZM116 213H119V212H116ZM144 213H145V212H144ZM174 213H175V212H174ZM188 213H189V211L186 212L185 215H187ZM190 213H191V211H190ZM192 213H193V212H192ZM192 213H191V214H192ZM204 213H206V212H204ZM204 213H202V215H203ZM17 214H18V213H17ZM79 214H80V213H79ZM113 214H114V213H113ZM113 214H112V216H114ZM128 214H129V213H128ZM194 214H195V213H194ZM197 214H198V213H197ZM222 214H223V213H222ZM228 214H229V213H228ZM230 214H231V213H230ZM20 215H21V214H20ZM25 215H26V214H25ZM37 215H38V214H37ZM76 215H77V214H76ZM105 215H106V214H105ZM121 215H122V214H121ZM138 215H139V214H138ZM149 215H150V214H149ZM177 215H178V214H177ZM181 215H182V214H181ZM185 215H184V216H185ZM189 215H190V214H189ZM189 215H188V216H189ZM192 215H193V214H192ZM192 215H191V216H192ZM207 215H208V214H207ZM219 215H221V213H220ZM226 215H227V214H225V216H226ZM32 216H33V215H32ZM51 216H52V214H51ZM94 216H95V215H94ZM94 216H93V217H94ZM99 216H100V215H99ZM117 216H118V215H117ZM124 216H125V215H124ZM145 216H146V215H145ZM174 216H175V215H173V217H174ZM184 216H183V217H184ZM208 216H209V215H208ZM211 216H213V215H211ZM217 216H218V215H217ZM225 216H224V217H225ZM35 217H36V216H35ZM88 217H89V216H88ZM96 217H97V216H96ZM118 217H119V216H118ZM126 217H127V216H126ZM138 217H139V216H138ZM140 217H141V216H140ZM176 217H177V216H176ZM180 217H181V216H180ZM186 217H187V216H186ZM195 217H196V216H195ZM227 217H228V216H227ZM17 218H18V217H17ZM97 218H98V217H97ZM99 218H101V217H99ZM109 218H110V217H109ZM135 218H136V216H135ZM162 218H163V217H162ZM168 218H170V217H168ZM174 218H175V217H174ZM189 218H190V217H188V219H189ZM25 219H26V218H25ZM34 219H35V218H34ZM34 219H33V220H34ZM62 219H63V218H62ZM66 219H67V218H66ZM151 219H153V218H151ZM180 219H183V218L181 217V218H179L178 220H180ZM197 219L199 220V218H197ZM206 219H207V218H206ZM217 219H218V218H217ZM221 219H222V218H221ZM75 220H76V219H75ZM117 220H118V219H117ZM130 220H131V219H130ZM142 220H143V219H142ZM169 220H170V219H169ZM169 220H168V221H169ZM176 220H177V218H176ZM183 220H184V219H183ZM189 220H190V219H189ZM209 220H210V219H209ZM226 220H227V218H226ZM22 221H24V220H22ZM27 221H30V220L27 219ZM128 221H129V220H128ZM206 221H207V220H206ZM213 221H215V220H213ZM217 221H218V220H217ZM217 221H216V222H217ZM46 222H47V221H46ZM83 222H84V221H83ZM152 222H153V221H152ZM164 222H165V221H164ZM176 222H177V221H176ZM182 222H183V221H182ZM199 222H200V221H199ZM232 222H233V221H232ZM77 223H78V222H77ZM126 223H127V222H126ZM136 223H137V222H136ZM166 223H167V222H166ZM168 223H169V222H168ZM183 223H184V222H183ZM194 223H195V222H194ZM194 223H193V224H194ZM205 223H206V222H205ZM211 223H212V222H211ZM222 223H224V222H222ZM57 224H58V223H57ZM87 224H88V223H87ZM153 224H154V223H153ZM242 224H243V223H242ZM34 225H35V224H34ZM54 225H55V224H54ZM76 225H77V224H76ZM119 225H120V224H119ZM133 225H134V224H133ZM194 225H195V224H194ZM200 225H201V224H200ZM208 225H209V224H208ZM210 225H211V224H210ZM210 225H209V226H210ZM99 226H100V225H99ZM135 226H136V225H135ZM144 226H145V225H144ZM146 226H147V225H146ZM146 226H145V227H146ZM184 226H185V225L183 224L182 227H184ZM198 226H199V225H198ZM203 226H204V225H203ZM209 226H208V227H209ZM212 226H213V225H212ZM212 226H211V227H212ZM223 226H224V225H223ZM232 226H233V225H232ZM238 226H239V225H238ZM247 226H248V225H247ZM80 227H81V226H80ZM121 227H122V226H121ZM123 227H124V226H123ZM148 227H149V226H148ZM148 227H147V228H148ZM167 227H168V226H167ZM191 227H192V226H191ZM204 227H205V226H204ZM218 227H219V226H218ZM241 227H242V226H241ZM54 228H55V227H54ZM56 228H57V227H56ZM74 228H75V227H74ZM188 228H189V226H188ZM201 228H202V227H201ZM215 228H216V227H215ZM48 229H49V228H48ZM60 229H61V227H60ZM144 229H145V228H144ZM191 229H193V228H191ZM191 229H190V230H191ZM203 229H205V228H203ZM231 229H232V228H231ZM169 230H170V228H169ZM180 230H183V229H180ZM193 230H194V229H193ZM196 230H197V229H196ZM201 230H202V229H201ZM212 230H213V228H212ZM234 230H235L236 234H237L238 232H239V233L237 234V236L233 234L234 237H233L232 241L234 240V238L236 239L238 236H241V235H239V234L242 232V230H241V232L238 231V229H237V230L234 229ZM234 230H233V231H234ZM108 231H110V230H108ZM114 231H115V230H114ZM183 231H184V230H183ZM198 231H199V230H197L196 232H198ZM217 231H218V229H217ZM237 231H238V232H237ZM191 232H192V231H191ZM191 232H190V233H191ZM203 232H204V231H203ZM206 232H207V231H206ZM218 232H219V231H218ZM235 232H234V233H235ZM245 232H246V231H245ZM135 233H136V232H135ZM162 233H163V232H162ZM172 233H173V232H172ZM172 233H171V234H172ZM183 233H184V232H183ZM215 233H216V230H215ZM215 233H214V234H215ZM224 233H225V235H227V234H226V228H225V232H224ZM231 233H232V232H231ZM242 233H243V232H242ZM4 234H5V233H4ZM102 234H105V233H102ZM127 234H128V233H127ZM173 234H174V233H173ZM194 234H195V233H194ZM200 234H202V233H200ZM131 235H132V234H131ZM164 235H166V234H164ZM177 235H178V233H177ZM185 235H186V234H185ZM205 235H206V233H205ZM217 235L220 236V239H221L222 234H219V233H218ZM225 235L223 236V238L225 237ZM230 235H232V234H229V237H228V238H230ZM242 235H243V234H242ZM2 236H3V235H2ZM39 236H41V235H39ZM168 236H169V235H168ZM168 236H167V237H168ZM172 236H173V235H172ZM207 236H208V235H207ZM209 236H210V234H209ZM212 236H213V234H212ZM243 236H244V235H243ZM3 237H4V236H3ZM36 237H37V236H36ZM132 237H133V236H132ZM132 237H130V238H132ZM185 237H186V236H185ZM193 237H194V236H193ZM198 237H199V236H198ZM201 237H203V236H201ZM215 237H216V236H215ZM245 237H246V236H245ZM251 237H253V236H251ZM0 238H1V236H0ZM74 238H75V237H74ZM99 238H100V237H99ZM99 238H98V239H99ZM168 238H169V237H168ZM207 238H208V237H207ZM211 238H212V237H211ZM240 238H241V237H240ZM242 238H243V237H242ZM242 238H241V239H242ZM39 239H40V238H39ZM87 239H88V238H87ZM114 239H115V238H114ZM203 239H204V238H203ZM213 239H214V238H213ZM252 239H253V238H252ZM263 239H264V238H263ZM115 240H116V239H115ZM164 240H165V239H164ZM166 240H167V239H166ZM204 240H206V239H204ZM223 240H225V238H224ZM228 240H229V239H228ZM228 240H226V241H228ZM238 240H239V239H238ZM242 240H243V239H242ZM247 240H248V239H247ZM102 241H103V240H102ZM102 241H101V242H102ZM123 241H124V240H123ZM216 241H217V240H216ZM219 241H220V240H219ZM234 241H235V240H234ZM234 241H233V243H234ZM236 241H237V240H236ZM243 241H244V240H243ZM249 241H250V240H249ZM263 241H264V240H263ZM76 242H78V241H76ZM82 242H83V241H82ZM92 242H93V241H92ZM106 242H107V241H106ZM174 242H175V240H174ZM188 242H189V241H188ZM204 242H205V241H204ZM240 242H241V241H240ZM89 243H90V242H89ZM112 243H113V242H112ZM229 243H230V242H229ZM233 243H232V245H233ZM242 243H243V242H242ZM244 243H245V241H244ZM249 243H250V242H249ZM251 243H252V242H251ZM83 244H84V243H83ZM104 244H105V243H104ZM169 244H170V243H169ZM190 244H191V243H190ZM211 244H212V243H211ZM214 244H215V243H214ZM235 244H236V243H235ZM239 244H240V243H239ZM51 245H52V244H51ZM77 245H78V244H77ZM101 245H102V244H101ZM122 245H123V244H122ZM193 245H194V244H193ZM209 245H210V244H209ZM212 245H213V244H212ZM220 245H221V244H220ZM223 245H224V244H223ZM105 246H106V245H105ZM164 246H165V244H164ZM203 246H204V245H203ZM225 246H226V245H225ZM227 246H228V244H227ZM242 246H243V245H242ZM87 247H88V246H87ZM124 247H125V246H124ZM171 247H172V246H171ZM176 247H178V246H176ZM215 247H216V246H215ZM240 247H241V246H240ZM2 248H3V247H2ZM54 248H55V247H54ZM91 248H92V247H91ZM235 248H236V247H235ZM238 248H239V247H238ZM241 248H242V247H241ZM77 249H78V248H77ZM89 249H90V248H89ZM186 249H187V248H186ZM212 249H214V248H212ZM230 249H231V248H230ZM175 250H176V249H175ZM183 250H184V249H183ZM221 250H222V249H221ZM242 250H243V249H242ZM50 251H52V250H50ZM92 251H93V250H92ZM113 251H114V250H113ZM213 251H214V250H213ZM2 252H3V251H2ZM124 252H125V251H124ZM166 252H167V251H166ZM209 252H210V251H209ZM83 253H84V252H83ZM201 253H202V252H201ZM212 253H213V252H212ZM230 253H231V252H230ZM5 254H6V253H5ZM57 254H58V253H57ZM99 254H100V253H99ZM185 254H186V253H185ZM221 254H223V252H221ZM50 255H51V254H50ZM119 255H120V254H119ZM200 255H201V254H200ZM202 255H203V254H202ZM219 255H220V253H219ZM52 256H53V255H52ZM102 256H103V255H102ZM150 256H151V255H150ZM197 256H198V255H197ZM207 256H208V255H207ZM213 256H214V255H213ZM220 256H221V255H220ZM179 257H180V256H179ZM193 257H194V256H193ZM135 258H136V257H135ZM150 258L152 259V256H151ZM156 258H157V255H156ZM180 258H182V257H180ZM205 258H206V257H205ZM215 258H216V257H215ZM58 259H59V258H58ZM99 259H100V258H99ZM113 259H114V258H113ZM145 259H146V258H145ZM151 259H149V260H151ZM159 259H160V258H159ZM165 259H166V257H165ZM170 259H171V258H170ZM183 259H184V258H183ZM208 259H209V258H208ZM210 259H211V258H210ZM26 260H27V258H26ZM61 260H62V259H61ZM137 260H138V259H137ZM137 260H136V261H137ZM142 260H143V259H142ZM157 260H158V259H157ZM161 260H162V258H161ZM175 260H176V259H175ZM128 261H129V260H128ZM143 261H144V260H143ZM152 261H153V260H152ZM177 261H178V260H177ZM200 261H201V260H200ZM205 261H206V260H205ZM55 262H57V260H56ZM62 262H63V261H62ZM153 262H154V261H153ZM160 262L162 263V261H160ZM172 262H173V261H172ZM207 262H208V261H207ZM95 263H96V262H95ZM98 263H99V262H98ZM166 263H167V262H166ZM176 263H177V262H176ZM209 263H210V262H209ZM96 264H97V263H96ZM100 264H101V263H100ZM162 264H164V263H162ZM167 264H168V263H167ZM224 264H225V263H224ZM226 264H227V263H226ZM250 264H251V263H250Z\"/></svg>","mask_w":264,"mask_h":264}]
</instances>
